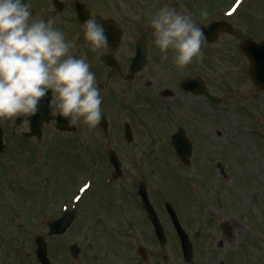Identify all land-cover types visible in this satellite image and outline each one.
<instances>
[{
	"label": "rangeland",
	"instance_id": "374dc122",
	"mask_svg": "<svg viewBox=\"0 0 264 264\" xmlns=\"http://www.w3.org/2000/svg\"><path fill=\"white\" fill-rule=\"evenodd\" d=\"M231 1L233 0H192L191 2H197L198 5H201V3L203 5L212 3L211 5H216L215 7L222 3L223 7H227L233 3ZM133 2H144V5L148 2L146 7L152 9V6L154 5L153 2L159 1L133 0ZM254 2L257 3L253 5V13L249 14L247 11L249 8L246 10V7L242 6L235 16V18H239L235 21L236 29H234L237 39L231 38L230 49L228 48L227 53L219 57L215 62L216 69L220 68V72L222 73L227 72L225 67L227 63L234 64V70L238 69V65L232 61L233 57L238 55V47L236 48V44L233 46V43L239 41V39L243 40V38L246 37L243 33L244 31L241 32L242 29H247L243 28L244 25L252 24L261 28L262 33L260 36L264 37V0H255ZM135 7H137V5H135ZM160 7H162V5L158 4V9ZM247 14L249 16H246ZM195 64L201 65L202 63L200 59H195ZM163 68L164 70L159 68L158 71L153 69V67L148 68L147 72L152 71V74H154V84L149 86L151 87L150 90L152 91L154 87L158 88V86L162 87L166 85V90H171L173 92V84H170V82L175 80L174 78H172L173 80L171 79V77H174L175 75L168 71L165 64L163 65ZM147 72L142 75V77H146ZM228 74L231 76V71H229ZM226 78L229 80L228 75ZM239 79L242 78L238 76L235 79V76L233 75L231 77V81H233L232 84H235ZM125 82L126 81H123L124 84H126ZM132 84L133 82L131 81L130 85H117L122 96H126L127 92H131L134 97L140 96L139 91L143 89V85L145 84L144 81L137 78L134 85ZM244 85H247V82ZM213 87L215 86H212V89ZM215 91H217V88H215ZM168 94V96L166 95V97L162 98L160 101H153V104L150 98V100L143 99L139 102L134 101L129 97H118L115 90L102 95V105L105 107H112L117 100L119 103H123L124 99L134 101L131 105L134 111L133 121L135 123L138 122L135 127V130L137 128L136 137L138 139H135L133 143L134 150L132 152L123 151L120 146L121 130L123 129L124 123L129 120H126L125 117L115 118V124H120L121 126L119 127L118 133L112 132L111 135L109 134V142L113 145L114 149L118 148V153L120 154L121 159L124 160V175L123 178L118 181L119 183L116 184V188L118 191L120 190V196L122 198L125 197L130 199L129 191L132 187L135 188L137 183L144 178L154 193L161 192L163 186L165 185L172 187L173 180H169L165 176V172H163L159 166L160 164L157 163V161L163 163L164 169L167 155L164 157L163 152L167 154L169 150V141H166V135L169 130L176 126V123L171 122V120L163 113V109L169 104L172 105L176 112L181 111L182 113V117L181 119H177V123H183L187 127L191 126L196 131L195 135L199 136V138H197V146L193 155L192 166L189 169L191 171H195L199 176L206 175L205 170L208 169V166H202V162L205 160L208 161L209 150H212V148L215 147L214 149L218 151V148L216 147V142H218V140L214 139V142L211 141V138H213V132L212 130H205V125L210 120H212L214 124L221 123L227 137L234 136L233 130L239 129L240 132H243L241 134L242 140L240 141V153L239 147H235L233 140L230 139L228 142L224 137H222V141H220L219 144L222 145L225 143L227 145L226 153L229 155V158L213 161L217 163L219 162L220 164H226L227 166L229 163H233L234 172L229 175V179L227 176L223 178L218 173H215V183L211 181L212 177L210 182L207 181L210 185V191L207 190L205 195H199L193 201V203L197 204V206L193 205L195 210H202V212L198 217L192 213L197 217L192 220V222L201 228L202 231L204 230L203 234L204 232H207V227H213V229L210 230L211 233H218L219 222L223 221L229 223L230 227L233 228V238L226 240L227 242H225L224 248L220 250L221 255L225 250L229 249L228 246H230L231 249L236 248L235 246H237L238 241L242 244L245 242L248 246H250V242H252L253 247L248 248L246 251V264H264V241L262 242L263 235L257 236L254 234V230L250 226L248 220L244 218L245 216H249L254 222L258 223L262 229H264V193H259V189H263L262 191L264 192V140H260L258 137L254 136V133H251V130L253 131L259 128L264 129V100L260 103H257L255 100L251 101L253 97L247 96L246 93L245 96H239L240 99L237 100H224L220 106L213 109L212 107H209L206 104L207 102L203 99L194 100L193 98L183 96L178 93L171 94L169 92ZM190 108H196V111L189 112L188 109ZM188 113L198 115L200 118L210 119H207L199 126H194L188 119ZM167 115L169 114L167 113ZM254 119L257 122H255L254 126H252V121ZM153 121H158V128L162 130L159 129V131L158 128L155 129ZM11 123L13 124L9 118H6V126H10ZM115 130L116 128L113 129V131ZM114 139H117V142H114ZM94 140H97L96 143L98 146L96 148L95 145L94 147H91L86 144L88 142L94 143ZM12 141L13 136H8L6 143L9 150L12 148ZM75 141L81 144H71L70 141L56 142L55 140H51L44 148L41 149V152L38 153L44 155L47 162H50L51 170L49 174H52L53 182L51 188L54 192L61 190L70 191L85 178L86 173L84 172L95 173L97 176L96 181L100 182V173H103L104 170L101 160L97 158L96 161H94L95 166H91V164L93 165L92 161L87 163V160L90 158L93 159L95 158L94 156H97V153H99L98 147L101 146L102 141H105L103 136L100 132L94 129L88 133L87 139H85L84 136H81L78 137V139H75ZM115 143H118L117 146H115ZM88 152L93 156L90 158L87 157L90 156ZM236 160H240L239 164L242 165V169L236 166ZM171 164L175 168V165L173 163ZM82 171L83 173H81ZM203 187V184L200 187L197 186V190L202 189ZM4 189L10 195V202L17 200V194L15 192L13 182L5 183ZM63 193L65 192L61 191V194ZM95 193H97L96 190L89 198L93 197ZM176 198L178 201L180 200L181 205L185 207L188 205L187 200H184V198L181 199L179 194L176 195ZM1 202H4L2 196ZM96 203H98V209H96L94 205ZM227 203L229 206L226 207L225 204ZM127 204H130V208H133L130 200ZM233 204H235V210L230 206ZM100 206H103V203L101 196L98 194L96 198H93L90 201L87 200L84 209L90 213L98 214L99 217L103 216L106 221L107 214L110 213L111 210H102L100 209ZM3 207L6 208L5 203H3ZM201 207H203V209H201ZM131 211L133 212V210ZM128 212L129 211H127V214L123 213L121 215H111L112 223L115 224L116 232L119 231L121 233H125V230L121 231L120 229L122 228H119L121 223H124L123 221H120V219L128 218ZM233 214L235 218H233ZM137 218L140 220L139 214L135 215V219ZM74 228L75 227H73V229ZM71 232L72 230L65 237H63V241H69ZM110 234L113 235L112 231H110ZM209 235L214 241H218L220 239L219 235ZM103 237L108 238L107 232L103 234ZM134 239L137 240V237L134 236ZM140 241L143 243L151 242L144 234L142 240ZM200 241L203 243V247L207 246L208 243H211L205 236H202ZM8 242L9 241H7L4 245V250L5 248H8ZM58 244V242H53L55 249H57ZM209 252H212L211 254H213L217 253V250ZM203 255H205L204 251ZM56 259L59 261L58 254H56ZM146 259L148 258L146 257ZM0 264H12V262L7 258L4 260L3 249H0ZM74 264H80V261L74 262ZM87 264H94V262L89 261Z\"/></svg>",
	"mask_w": 264,
	"mask_h": 264
},
{
	"label": "clouds",
	"instance_id": "9594fccd",
	"mask_svg": "<svg viewBox=\"0 0 264 264\" xmlns=\"http://www.w3.org/2000/svg\"><path fill=\"white\" fill-rule=\"evenodd\" d=\"M201 16L208 12L202 10ZM148 23L162 59H168L171 50L172 62L182 68L202 58L206 38L190 13L165 4ZM55 24L54 18L37 17L31 0H0V122L24 117L19 125L27 131L28 117L37 114L41 99L51 90L50 115L67 118L69 127L83 122L87 139L102 119L101 89L86 56L73 51L75 41L66 39ZM83 26L93 53L109 47L101 20L89 15Z\"/></svg>",
	"mask_w": 264,
	"mask_h": 264
},
{
	"label": "water",
	"instance_id": "95a60500",
	"mask_svg": "<svg viewBox=\"0 0 264 264\" xmlns=\"http://www.w3.org/2000/svg\"><path fill=\"white\" fill-rule=\"evenodd\" d=\"M261 46V45H260ZM256 47H259V46H256ZM247 54L250 56V53H249V50H246ZM251 60L253 62V66H254V74H253V77H254V80L256 82V84L263 88L264 87V82H262L259 78H258V69L260 71H264V50H261L260 53H258L257 55H255V52L252 51L251 53Z\"/></svg>",
	"mask_w": 264,
	"mask_h": 264
},
{
	"label": "flooded vegetation",
	"instance_id": "af4514ba",
	"mask_svg": "<svg viewBox=\"0 0 264 264\" xmlns=\"http://www.w3.org/2000/svg\"><path fill=\"white\" fill-rule=\"evenodd\" d=\"M115 45H116V44H114V45H113V48H112L111 50H114V47H116V46H117V45H116V46H115ZM117 72L119 73V71H117Z\"/></svg>",
	"mask_w": 264,
	"mask_h": 264
}]
</instances>
